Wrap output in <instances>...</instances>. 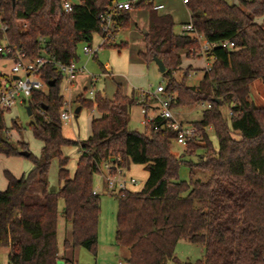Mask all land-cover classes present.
Wrapping results in <instances>:
<instances>
[{
    "label": "trees",
    "instance_id": "obj_1",
    "mask_svg": "<svg viewBox=\"0 0 264 264\" xmlns=\"http://www.w3.org/2000/svg\"><path fill=\"white\" fill-rule=\"evenodd\" d=\"M116 1L80 0L66 11L62 0H0V44L9 41V51L0 52V58L21 52L32 59L47 55L64 64L76 61L79 43L91 46L95 34L103 36L99 16ZM186 4L191 12L189 23L208 41L229 39L235 44L217 45L207 52L213 64L197 85L178 80L176 73L185 58L201 53V43L177 32L172 15L160 14L150 0H139L132 2L131 9L119 10L115 22L126 29L132 9H149L145 49L138 56L148 65L155 57L164 62L166 91L176 93L172 109L211 105L203 107L201 118L192 123L201 138L188 142L176 155L172 144L178 130L167 126L169 120L158 117L160 128L149 134L131 130V110L142 102L135 91L127 95L120 83L112 98L101 91L93 99L78 96L81 109L96 108L100 117L91 120L92 133L86 139L68 138L60 117L63 73L55 64H45L40 76L54 84L47 91H34L28 102L33 116L30 127L42 142L41 155L29 152L34 166L21 177L6 170L8 186L0 190V248H9V264H59L60 213L71 224V240H65V245L96 254L101 194L94 192V174L117 157L127 170L140 164L148 171L141 189L115 195V241L129 249L126 261L264 264V107L250 95L254 80L264 83V0L233 4L188 0ZM103 46L123 49L128 44L110 40ZM6 76L0 70V83ZM225 105L230 117L222 111ZM5 112L0 111V154L12 156L20 154L19 149L29 150L27 143L13 144ZM13 127L20 128L16 120ZM208 127L217 137V147ZM67 146L82 150L73 175L68 168L70 157L63 153ZM57 156L61 186L56 192L49 190L48 170ZM181 166L189 167L188 179L180 176ZM182 238L204 245L203 257L180 261L176 246Z\"/></svg>",
    "mask_w": 264,
    "mask_h": 264
},
{
    "label": "rangeland",
    "instance_id": "obj_2",
    "mask_svg": "<svg viewBox=\"0 0 264 264\" xmlns=\"http://www.w3.org/2000/svg\"><path fill=\"white\" fill-rule=\"evenodd\" d=\"M72 4H79L80 0H68ZM121 1H133L134 3L139 0H121ZM228 3H239L240 0H226ZM155 4L163 3L165 9L160 11L163 14H170L175 21V30L181 33L183 23L189 21L190 9L183 0H154ZM262 23V19H257ZM149 22V9L146 7L134 8L130 11V24L124 29L121 27L115 34L112 41L120 44L127 43L128 47L118 49L116 47H106L102 45V38L97 33L94 35L91 47L97 49L96 54H89L84 51V46L89 45L87 42H81L77 47L78 59L76 63L79 67H83V72H80L75 85L70 92L64 90V101L67 102L66 106L71 107L72 119L63 120V133L68 138L84 139L92 133L91 120L98 115L96 108H83L79 114L75 113L78 106H81L78 96L83 95L85 98L93 99L91 90L95 92L101 91L109 98H112L116 91L117 83H120L123 90L132 88L141 89L136 90V94L142 99H146V106H155L157 99L153 94L148 93L153 91L159 84L166 85V79L160 71L158 65L155 62L149 65L143 62L139 56V51L145 49L144 42V29L147 30ZM102 45V46H101ZM202 54L198 52V55L191 57L188 60L184 59L183 68L176 73V77L180 81H184L187 85H197L201 78L207 71L206 64L210 61V65L213 64V60H206L202 58ZM6 64V65H5ZM12 60L8 58H0V70L10 74L12 67ZM190 64V67L187 66ZM209 65V66H210ZM111 69L114 72V76L105 75L106 69ZM111 74V73H109ZM92 77L98 78V80H92ZM47 91L48 88L44 87ZM146 92H145V91ZM250 95L253 101L264 107V83L261 79H256L251 83ZM64 104V102H63ZM63 106V105H62ZM61 106V107H62ZM142 104L135 105L129 116V128L131 130H137L142 133H150L149 126L143 123L144 115L142 113ZM149 108V107H148ZM203 105L195 104L190 107L177 106L173 108V114L177 122L182 125H190L194 121L201 118ZM223 113L230 117V109L228 105L223 106ZM151 112V110H150ZM6 125L8 127V134L12 139L13 144L20 146L18 142H24L28 144L27 151L31 152L35 156L41 155L42 142L37 139L30 127V122L33 120V116L29 115L27 109L23 104H19L10 110L5 112ZM17 120L19 129L13 127V121ZM211 138L215 147L218 146L217 137L212 129L208 127ZM235 137H239L237 133H234ZM198 142V141H197ZM67 155L70 157L68 168L73 175L76 168L79 147L67 146L64 148ZM7 156L0 154V181L7 183L5 171L9 170L15 175L21 177L23 174H27L34 166L32 159L29 156L21 154ZM185 150L183 144L173 141L172 151L176 155H180ZM120 158V157H119ZM129 175H133L138 178L137 184L132 187L135 189H141L148 177V171L144 165L132 164L131 168L127 172ZM189 176V175H188ZM188 176L186 179H188ZM48 182L49 190L59 191L61 182L59 178V162L58 158L54 157L51 161L48 170ZM94 189L101 194V213L98 229V246L97 253L87 250L84 247L66 246L65 240H69L67 236L66 220L60 213L58 222V243L59 252L62 254L67 251L69 256H65L67 264H118L119 247L115 241L116 231V217L118 210V200L115 194L109 193L105 189L104 180L102 174L97 172L94 174ZM63 208V202L60 203V212ZM70 241V240H69ZM122 248L127 247L123 246ZM129 250V249H128ZM8 248H0V264H9L8 261ZM205 254V246L202 244L192 243L187 239H180L176 246V256L180 261H196L203 257ZM167 264H179L175 260H168Z\"/></svg>",
    "mask_w": 264,
    "mask_h": 264
},
{
    "label": "built area",
    "instance_id": "obj_3",
    "mask_svg": "<svg viewBox=\"0 0 264 264\" xmlns=\"http://www.w3.org/2000/svg\"><path fill=\"white\" fill-rule=\"evenodd\" d=\"M188 0H184L187 2ZM62 7L66 11H71L74 4L68 0H62ZM132 1H116L112 7L101 13L99 16L100 23L103 31V42L113 40L116 32L120 29L119 25L115 22V14L121 9H131ZM163 4H153L154 9H160ZM182 34H190L192 37L200 41L201 54L206 57V54L211 48L221 45L234 47L235 44L229 39L222 40L220 42H210L203 34L198 32L192 23L184 24L181 30ZM9 41L7 39L2 40L0 44V52L7 54L9 51ZM84 51L89 54H95L97 49H93L90 45L84 46ZM4 58L11 59L13 64L10 74L2 79L0 83V111H7L13 107L23 104L24 107L28 105L31 95L36 90H44V87H49V83L45 82L41 76L40 71L47 63L55 64L63 73V86L64 90L70 92L74 86L80 72H83V67H79L76 61L68 64H64L51 58L47 55H41L34 59L26 56L25 53L18 52L15 57ZM207 58V57H206ZM207 70L211 68L210 61L206 64ZM210 65V66H209ZM15 76H18L15 78ZM93 82L98 78L92 77ZM62 86V89H63ZM145 91V90H144ZM63 92V90H62ZM146 92V91H145ZM91 95L95 96V90H91ZM156 97L157 102L155 106L149 108L145 105L146 99H140L142 102V113L144 115L143 123L149 126V129H159L160 125L156 123L158 117L169 120L168 127H172L178 130V134L175 137V141L180 144L186 145L188 142L198 141L201 138V132L198 127L193 124L182 125L176 121L173 109L171 107L172 101L176 98V93L167 92L164 84H159L153 91L148 92ZM64 95V94H63ZM65 96V95H64ZM67 102L64 101L63 106L60 109V117L62 120H70L72 118L71 107L66 106ZM210 104H203V107H210ZM151 110V112H150ZM231 115V112H230ZM163 127V126H162ZM99 172L102 174L104 180L105 189L112 194H119L124 190L130 189L131 186L137 184L138 178L129 175L127 168L121 165V158L117 157L115 161H107L100 167ZM95 193H98L94 189ZM59 264H67L64 260H60ZM119 264H132L128 261H122Z\"/></svg>",
    "mask_w": 264,
    "mask_h": 264
},
{
    "label": "crops",
    "instance_id": "obj_4",
    "mask_svg": "<svg viewBox=\"0 0 264 264\" xmlns=\"http://www.w3.org/2000/svg\"><path fill=\"white\" fill-rule=\"evenodd\" d=\"M153 4H155L154 3V0H150ZM184 1V0H183ZM133 2V1H132ZM158 4H163V3H158ZM185 4H186V2H185ZM165 9V5L163 4V7L162 8H160V9H155L156 11H158L159 13H160V11H162V10H164ZM160 14H163V13H160ZM190 17H191V12H190ZM190 22V18H189V21H187V22H184L183 23V25L184 24H188ZM144 30H146V29H144ZM143 33H145L144 31H143ZM100 35V34H99ZM101 36V35H100ZM101 38H102V36H101ZM102 40H103V38H102ZM103 42V41H102ZM102 46V45H101ZM202 58L203 59H206V60H208L205 56H202ZM189 58H186V60H188ZM6 65V64H5ZM187 66H190V64H188ZM109 73H111V74H109ZM105 75H111V77L112 76H114V72L111 70V69H106L105 70V73H104ZM75 85V84H74ZM138 91V90H141V89H136V88H132V89H128V90H125L124 92L127 94V95H131L134 91ZM133 109V108H132ZM97 110V109H96ZM81 112V111H80ZM131 112H132V110H131ZM79 114V113H78ZM96 117H100V113L98 112V115L96 116ZM94 118V117H93ZM72 119V118H71ZM17 121V120H16ZM18 123V122H17ZM64 134V133H63ZM66 137H67V135H65ZM69 137V136H68ZM73 139H77V138H75V137H73ZM84 139H86V138H84ZM78 140H83V139H78ZM81 152H82V150L79 148V155L78 156H80V154H81ZM63 153L65 154V155H67V153L65 152V149H63ZM67 156H69V155H67ZM57 158H58V162H59V157L57 156ZM78 159H79V157H78ZM78 161V160H77ZM76 166H77V164H76ZM131 168V167H130ZM75 170H76V168H75ZM75 170H74V172H75ZM11 172V171H10ZM189 172H190V169H189V167H187V166H181V168H180V170H179V173H180V176L182 177V178H186L188 175H189ZM12 173V172H11ZM71 173V172H70ZM14 174V173H13ZM74 174V173H73ZM15 175V174H14ZM24 175V174H23ZM22 175V176H23ZM15 176H17V177H19L18 175H15ZM7 179V178H6ZM7 186H8V180H7V183L5 182V181H0V190H5L6 188H7ZM130 189L131 190H137V189H135V188H133L132 186L130 187ZM139 190V189H138ZM66 230H67V236H69V240H71V224L70 223H66ZM59 244V243H58ZM117 244V243H116ZM118 245V244H117ZM118 247H119V256H118V259H117V261L120 263V262H122V261H126L127 259H128V257L130 256V251L128 250V249H126V248H122L123 246H120V245H118ZM8 253H9V248H8ZM69 253L67 252V251H65L64 253H60L59 252V256L61 257V260H64L65 262H67V260L68 259H66L65 258V256H69L68 255ZM8 261H9V256H8ZM118 263V264H119ZM73 264H74V262H73Z\"/></svg>",
    "mask_w": 264,
    "mask_h": 264
},
{
    "label": "water",
    "instance_id": "obj_5",
    "mask_svg": "<svg viewBox=\"0 0 264 264\" xmlns=\"http://www.w3.org/2000/svg\"><path fill=\"white\" fill-rule=\"evenodd\" d=\"M13 1H15V0H13ZM144 32L146 33L147 30H144ZM154 61H155V63L158 65V67H159V69H160V71H161L162 73L166 71V66H165L164 62H163L160 58L155 57V58H154ZM17 77H18V76H15V78H17ZM49 84H54V81L50 82ZM26 109H27L28 114H29V115H32V110H31V108H30L29 105L26 106ZM80 110H81V106H78V107L76 108V110H75V113L78 114V113L80 112ZM21 154H24V155L28 156V155H29V151H27V150H23V151L21 152Z\"/></svg>",
    "mask_w": 264,
    "mask_h": 264
}]
</instances>
